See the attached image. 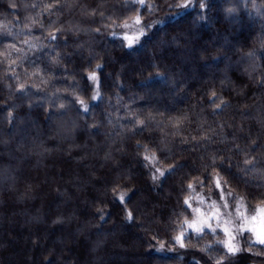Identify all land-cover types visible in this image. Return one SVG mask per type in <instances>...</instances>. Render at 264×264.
Returning a JSON list of instances; mask_svg holds the SVG:
<instances>
[{"label": "trees", "instance_id": "16d2710c", "mask_svg": "<svg viewBox=\"0 0 264 264\" xmlns=\"http://www.w3.org/2000/svg\"><path fill=\"white\" fill-rule=\"evenodd\" d=\"M218 178L264 206V0H0V264H264Z\"/></svg>", "mask_w": 264, "mask_h": 264}, {"label": "rangeland", "instance_id": "374dc122", "mask_svg": "<svg viewBox=\"0 0 264 264\" xmlns=\"http://www.w3.org/2000/svg\"><path fill=\"white\" fill-rule=\"evenodd\" d=\"M127 37L128 39H134V34H127ZM215 186L216 188L207 191L209 197H202L199 194L196 195V199H198L199 202L194 203L195 216L193 218L194 221H191L192 224L195 223L197 227L201 228V231H213V229L214 232L215 230L222 231L224 233V242L229 241L237 249L240 247L241 236L245 234H249L253 241L259 243L257 241V237L248 231L247 228L254 227L257 233L264 232V227H262V223H264V213H257V209H262L264 206H257L253 208L251 206L249 207L245 205L240 199L230 200L227 198L226 190L221 185V183L219 188L217 187V184ZM221 189H223V192H221ZM225 202L227 203V207H225ZM237 209L240 211L237 212ZM241 214L248 217L256 214L258 215V219L253 221L252 224L248 225L245 230L238 231L239 225L241 223ZM225 221H227V223H225ZM209 225L211 227H209ZM225 229H227V233L225 232ZM232 236H234L235 239H231ZM179 245L180 247L177 249L171 248L165 249V251L167 252L170 250L172 252L174 251L176 253L178 252L185 254V251L188 249L185 248V245L182 242H180ZM189 255L190 254L187 252L186 256Z\"/></svg>", "mask_w": 264, "mask_h": 264}, {"label": "snow or ice", "instance_id": "6c2138e0", "mask_svg": "<svg viewBox=\"0 0 264 264\" xmlns=\"http://www.w3.org/2000/svg\"><path fill=\"white\" fill-rule=\"evenodd\" d=\"M140 2L143 3V0H140ZM201 6H203V5H201ZM183 7H188V5H187V4H184ZM137 22H138V21H137ZM141 34H142V33H141ZM54 38H55V37H53V39H54ZM90 78L93 79V80L96 79V77H95L94 74H92ZM81 103H83V101H81ZM247 162L250 163V161H247ZM158 171H159V170H158ZM161 175H163L162 172H161ZM216 184H217V187L219 188V187H220V180H219V178L217 179ZM189 187H191V185H189ZM221 192H223V189H221ZM120 199L122 200L123 197L121 196ZM225 207H227V203H226V202H225ZM239 211H240V210L237 209V212H239ZM257 213H264V208H262V209H257ZM128 218L131 219V213L128 214ZM240 219H241V223H240V225H239V229H238V231H243V230H245V228H246L248 225L252 224L253 221H256V220L258 219V215L254 214V215H252L251 217H248V216H246V215L241 214ZM186 223H187V221H186ZM225 223H227V221H225ZM189 227L193 228V230H194L195 232H197V233H199V232L201 231V228H200V227H197V226L195 225V223H193V224H189ZM209 227H211V226L209 225ZM262 227H264V223H262ZM247 230L250 231L253 235H255V236L257 237V241H258L260 244L264 245V232L257 233V231H256V229H255L254 227H249V228H247ZM213 231H214V229H213ZM225 232L227 233V229H225ZM177 239H178V242H179V241H180V238L178 237ZM231 239H235V237L232 236ZM224 244H225V247L228 248V251H229V252H233V253H234L235 251L238 250V249H237L234 245H232L229 241H225ZM182 246H183V245H182ZM217 264H222V261H218Z\"/></svg>", "mask_w": 264, "mask_h": 264}]
</instances>
